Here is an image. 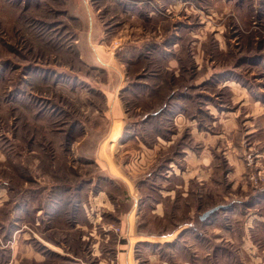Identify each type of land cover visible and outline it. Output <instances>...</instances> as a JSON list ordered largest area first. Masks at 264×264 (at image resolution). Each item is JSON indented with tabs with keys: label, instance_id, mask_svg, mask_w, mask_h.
I'll return each instance as SVG.
<instances>
[{
	"label": "rangeland",
	"instance_id": "1",
	"mask_svg": "<svg viewBox=\"0 0 264 264\" xmlns=\"http://www.w3.org/2000/svg\"><path fill=\"white\" fill-rule=\"evenodd\" d=\"M78 1L0 0V264H118L116 233L121 227L111 225L104 231L88 218L98 189L127 198L124 184L110 180L108 166L96 158L109 127L108 104L89 79L104 76L80 60L74 46L79 23L72 11ZM90 1L96 8L103 6L100 15L109 2ZM143 2L164 12L152 0ZM192 3L199 12L193 21L199 29L198 61L187 56L182 63L187 75L176 81L166 74L170 85L160 90L132 88L123 96L131 118L127 128L135 130L133 119L140 118L139 126L149 128L138 135L145 148L160 142L147 164L139 167L140 230L164 234L192 217L198 229L181 232L178 243L138 246L137 263L264 264V195H257L264 191V0ZM165 62L158 52L133 60L131 81L138 64L165 69ZM176 86L178 93L181 88L188 91L187 96L179 97ZM244 99L248 103L240 107ZM254 101L263 110L255 119ZM175 102L182 103L184 115H199L204 126L214 121L219 132L221 110L234 116L236 126L231 129L240 128L241 134L233 136L231 131L232 155L242 159L244 170L237 173L218 152L214 183L177 188L174 199L166 198L167 217L162 219L152 212L162 202V189L182 182L180 175L167 176L168 164L173 160L180 172L186 163L177 145L162 150V140L152 134L162 127L172 132L176 123L152 114ZM184 137L191 143L189 133ZM135 140L124 138L125 143L120 140L113 148L110 140L104 143L125 171L130 154L135 160L141 154ZM132 148L136 151L129 152ZM238 176L240 182L233 187ZM232 202L240 203L233 213L219 210L200 220L203 211ZM153 253L158 256L154 263L148 260Z\"/></svg>",
	"mask_w": 264,
	"mask_h": 264
},
{
	"label": "crops",
	"instance_id": "2",
	"mask_svg": "<svg viewBox=\"0 0 264 264\" xmlns=\"http://www.w3.org/2000/svg\"><path fill=\"white\" fill-rule=\"evenodd\" d=\"M152 1L157 5L159 4V7L164 12L158 13L150 4L143 2V0H109L104 5L106 10L102 15L99 12L100 10L102 11L103 6L96 8L90 0H79L76 2L75 8L73 6L74 11H72L79 23L77 28H75L77 36L74 43L78 50L79 58L94 71L100 72L104 76V78L100 77V79L95 75H89L90 78L88 77L92 81L91 87L105 95L108 104V115L106 117L109 120V127L96 148V158L103 160L102 162L105 166H108V172L106 173H108L107 176L110 180L118 179L124 184L127 198L121 200L119 197L116 198L110 195L104 188L98 189L92 196L91 202L93 207L91 213L95 215L88 214V218L90 221L94 220L95 227L99 226L104 231L111 225L121 227V233H116L118 264H138L135 251L138 250L140 245L146 244L157 247L161 246V244L178 243L181 232L194 229L196 231L198 229L197 225H195L194 217H192L164 234H147L140 230L139 206L142 201V195L141 197L137 196V190L139 188L138 181L142 180L138 177L139 167L147 164L154 150L160 148V142L158 144L154 143L153 148H145L147 147L144 143L145 140L139 138L138 135L142 134L144 136L143 132H147L149 128L146 125L139 126L138 119L140 118L135 117L136 119H133L135 125H137L135 130L127 128L128 121L131 118L126 111L123 93L127 89L131 90L132 88H140L142 91L152 88L160 90L164 86L170 85L168 82L170 79L166 77L168 73H171V78H174V80H179L183 75L186 76L189 71L183 69L184 65L182 63L187 61V56L189 59L191 57L198 61L200 44L199 29L197 26L193 27V21L197 18L199 12L196 10L197 6H193L192 0ZM115 40H119L120 44L116 46L113 43ZM155 52L165 57V69H162V66L152 68L138 64L140 66L136 67L137 77H135L134 81H131L130 68L134 67L131 66V62L135 59L141 61L144 56L150 57ZM147 80H155L156 82L152 85ZM174 90L179 97H184L188 94V91L183 88L178 93V86ZM239 103L240 107L246 105L248 99L239 101ZM253 103L251 104L253 105L251 112H255L253 117L255 119L263 113V110L255 106L256 101ZM209 108L208 112L213 114L212 105ZM158 112L159 114L153 113L152 115L164 116L162 118H167V120L172 119L177 127H174L172 132L162 127V132L159 131L152 134L159 141L162 140V150L171 148L172 145H177L181 152L184 153L182 158L186 163V166L180 172L177 171L178 167H176L173 160L168 164L170 169H167V176L171 174L180 175L182 182L175 184L171 188L162 189V202L158 204L156 209L152 210V212L162 216V219H165L167 217L166 198L174 199L177 188L183 187L184 190H189L191 184L194 183L206 185V187L208 184L214 183L213 168L216 155H219L218 152L223 153V157L228 160L229 164H234L237 173L243 172L244 166L240 162V157L236 154L232 155V150L234 152L235 149H231V131L234 132V136L236 132L241 134V129L237 127L231 129L232 125L236 126V120H234V116L224 115L225 110H221L219 113L221 115L218 118V124L221 125L220 128L222 129L220 132L218 129H214V121H208V124L204 126L199 121V115L193 114L191 117L184 115L181 102L179 105L176 102L168 105V107L160 109ZM171 114H173L172 118ZM251 130L254 133L258 129ZM186 131L190 134L191 143L185 141L186 137L184 135L187 134ZM130 137L137 139L135 141H137L138 151L140 150L141 154L136 157V160L133 158L134 154H130L132 157L127 162L128 170L125 171L124 165L118 160L116 162V157L107 151L104 143L106 140H110V146L113 148L120 140L124 142L122 141L124 138ZM132 151H136V148L129 150V152ZM240 179L246 183V180ZM239 182L238 176L233 181V187H236L234 184ZM241 188L243 190L244 187ZM189 193L187 191L182 194L185 196ZM262 194L264 195V191L257 195ZM126 201L130 204L127 208H124L122 205ZM231 201L236 200L232 199ZM223 205L227 206L219 210H224L225 213L231 214L234 210H238L240 203L232 202ZM192 210L194 212V209ZM218 216L219 214L216 217ZM208 221L210 222V218L207 219ZM101 240L104 241L103 237ZM148 258L154 263L158 256L153 253Z\"/></svg>",
	"mask_w": 264,
	"mask_h": 264
},
{
	"label": "water",
	"instance_id": "3",
	"mask_svg": "<svg viewBox=\"0 0 264 264\" xmlns=\"http://www.w3.org/2000/svg\"><path fill=\"white\" fill-rule=\"evenodd\" d=\"M227 205H216L208 210H206L205 212H203L200 216L201 220H205L208 216H210L211 214L215 213L217 210L221 209V208H225Z\"/></svg>",
	"mask_w": 264,
	"mask_h": 264
}]
</instances>
